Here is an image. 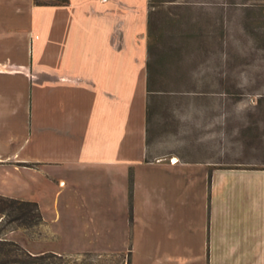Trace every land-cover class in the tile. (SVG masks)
Instances as JSON below:
<instances>
[{
  "label": "crops",
  "instance_id": "1",
  "mask_svg": "<svg viewBox=\"0 0 264 264\" xmlns=\"http://www.w3.org/2000/svg\"><path fill=\"white\" fill-rule=\"evenodd\" d=\"M151 4L0 0V195L37 202L45 220L3 238L34 255L264 264V169L167 155L152 130ZM78 176L81 205L62 219L51 185ZM67 231L81 245L49 246ZM102 240L111 251L86 244Z\"/></svg>",
  "mask_w": 264,
  "mask_h": 264
},
{
  "label": "rangeland",
  "instance_id": "2",
  "mask_svg": "<svg viewBox=\"0 0 264 264\" xmlns=\"http://www.w3.org/2000/svg\"><path fill=\"white\" fill-rule=\"evenodd\" d=\"M151 6V127L166 154L264 169V0H152ZM9 182L0 175V191ZM51 187L62 219L67 203L81 205V176L72 186ZM73 213L81 220L80 210ZM23 232L15 235L24 238ZM64 236L49 246L61 250L82 243L81 235ZM86 244L111 246L106 240ZM101 254L81 256V264H124L128 258Z\"/></svg>",
  "mask_w": 264,
  "mask_h": 264
},
{
  "label": "trees",
  "instance_id": "3",
  "mask_svg": "<svg viewBox=\"0 0 264 264\" xmlns=\"http://www.w3.org/2000/svg\"><path fill=\"white\" fill-rule=\"evenodd\" d=\"M39 5L65 6L69 0H36ZM151 41L153 33L151 28ZM154 43L150 44L149 71L153 72L156 63L154 62ZM152 77H149V91ZM0 264H81V256L87 258L100 257L85 253L75 256L59 255L56 253H45L34 255L15 241L3 238V235L12 230H22L32 234L45 225L41 208L37 202L21 200L13 197L0 195ZM124 264H131V255H128Z\"/></svg>",
  "mask_w": 264,
  "mask_h": 264
}]
</instances>
